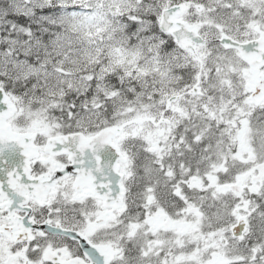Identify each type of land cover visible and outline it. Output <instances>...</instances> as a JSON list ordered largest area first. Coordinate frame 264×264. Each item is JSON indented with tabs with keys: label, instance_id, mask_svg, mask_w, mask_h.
<instances>
[{
	"label": "snow or ice",
	"instance_id": "obj_1",
	"mask_svg": "<svg viewBox=\"0 0 264 264\" xmlns=\"http://www.w3.org/2000/svg\"><path fill=\"white\" fill-rule=\"evenodd\" d=\"M0 264H264V0H0Z\"/></svg>",
	"mask_w": 264,
	"mask_h": 264
}]
</instances>
